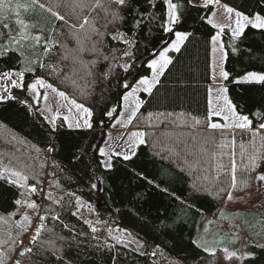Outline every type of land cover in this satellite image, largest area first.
Listing matches in <instances>:
<instances>
[{"label": "trees", "instance_id": "16d2710c", "mask_svg": "<svg viewBox=\"0 0 264 264\" xmlns=\"http://www.w3.org/2000/svg\"><path fill=\"white\" fill-rule=\"evenodd\" d=\"M44 1L77 25L89 14L88 9L74 8L73 0H40ZM17 2L25 4L28 0H13L12 6ZM174 2L182 4L184 0ZM220 2L245 14L264 16V0ZM152 4L155 6H151L149 0H135V11L122 13L124 19L107 28L103 13L98 18V30L109 34L97 44L101 52L110 57L123 56L128 46L110 38L117 30L124 32L126 39L134 44L132 56L115 61L117 65L128 61L131 67L127 72L113 67L111 75L105 79L103 73L108 71L110 62L100 58L89 75L87 65L98 59L91 47L101 41V37L91 35L80 51L69 25L39 8L28 12L21 8L20 17L35 25L33 35H42L44 39L51 37L57 42L47 55L43 52V40L40 46L29 44L24 48V55L29 60L38 59L45 67L29 65L17 53H11V59L9 56L0 58V74L23 71L25 85L32 78L40 77L93 112L92 128L68 129L60 119L57 130L53 131L37 111L27 90L15 87L11 91L12 96L26 103L17 99L0 101V165L6 160L10 164L13 161L16 167L37 174V187H40L36 194L28 197L37 204L42 201V206L50 210L48 213L42 210L48 215L44 221L48 231L42 233V237L54 240L55 247L61 249L63 260L60 264H170L171 260L182 264H237L236 257L229 260L217 251L212 256L193 243L198 216L214 214L222 205L246 207L264 189V181L256 179L257 174H264V130L258 128L264 120V84L239 81L251 72L264 74V30L249 27L235 40L228 28L221 34L227 53L223 62L224 71L228 73V79L224 80L227 98L237 114L249 117L252 126L251 130L211 129L210 122H221L220 118L209 115L211 37L219 31L205 19L211 15L212 4L206 8L201 5L180 9L182 20L174 26V32L190 33L189 39L180 52L169 53L172 64L160 77L152 94L139 93L141 107L129 126L143 130L144 143L137 147L130 160L112 156V167H103L99 149L105 142L106 131L120 116L123 95L141 77L150 75L149 62L174 39V32L163 30L166 19L163 0H152ZM139 12L147 15L143 24L137 27L134 17ZM8 15L7 21L0 17V46H7L8 42V29L3 28V23L10 24L13 34L19 28L15 14ZM152 15L155 20L149 23L148 17ZM107 19L110 21L111 17ZM84 35L81 33V37ZM64 44L67 49L60 47ZM64 55L68 59H62ZM52 65L56 66L57 72L51 71ZM124 83L130 87L125 89ZM113 108L116 111L111 117L107 116ZM50 148L53 150L49 151ZM251 156L257 157L258 166L254 171ZM233 159L236 164L235 188L231 186ZM45 182L46 189L41 192ZM97 182L100 192L93 187ZM20 192L0 180V217L16 210L14 201L24 199ZM49 193L59 203L47 199ZM99 196L103 205L95 210L93 204ZM85 207L91 209L88 214L84 212ZM78 208L79 212L74 216L72 213ZM27 211L32 220H37L36 212ZM52 215H58L60 219L53 220ZM19 218L18 212L13 219ZM110 219L115 220L119 230L137 238L142 247L137 250L110 238L106 229ZM85 220L100 229L96 233L99 241L92 238ZM9 232L17 244L26 237L14 224L0 223V237L7 240ZM7 245L11 247V241ZM28 247L44 255H17L12 260L18 258L21 264H58L47 244L37 242ZM18 248L20 245L14 251ZM156 249L162 255L160 260L151 256ZM14 251L8 255L12 256ZM251 251L247 261L264 264V246H252Z\"/></svg>", "mask_w": 264, "mask_h": 264}, {"label": "snow or ice", "instance_id": "6c2138e0", "mask_svg": "<svg viewBox=\"0 0 264 264\" xmlns=\"http://www.w3.org/2000/svg\"><path fill=\"white\" fill-rule=\"evenodd\" d=\"M220 0H204V4L202 7H208L210 4H218ZM135 0H73V7L74 8H80L81 11L84 9H88V15H85L82 19V22H80L78 25L75 23H71L64 15H62L59 11L53 10L52 7L47 6L46 4L40 2V0H28V3L21 4L16 3L15 7L12 6L13 0H0V17H2L5 21L10 19V16L8 14L14 13L17 17L15 20L16 25L19 26L18 31L13 34L12 29L10 27V24L5 22L3 23V28L8 29L7 37L8 42L7 46H0V58L9 56L11 59L10 54L11 53H17L20 57H23V60L27 62L29 65H38L39 67L43 68L45 65L40 60H29L24 55V48L31 44L33 47L40 46L41 41L43 40V52L45 55L52 52V49L57 46V42L52 39L51 37L48 39H44L42 35H33L32 29L35 27V25L29 24L25 22V20L20 19V9L23 8L25 12L28 11H35L36 8H39L41 10L47 11L51 14L52 17H54L57 21H62L64 24L69 25V27L73 30L72 35L75 37L77 44L80 46L78 50H83L84 42L91 39V35H96L101 37V41H98L97 43H93L91 47V52L95 55H97L98 59L93 60L89 62L87 65L89 69V75L92 74L91 69L96 66L98 63V60L102 58L105 62H110L108 64V71L103 73V76L105 79H107L112 72L113 67H120L123 69V71L127 72L129 68L131 67V64H122L117 65L115 64V61L117 59H124L126 57L132 56L131 48L134 47V44L131 40L126 39V34L121 31H114L110 34V38L113 41H117L118 43H123L127 45V49L124 51L122 57H116L115 55L109 56L107 54H104L100 51V49L97 47L98 43H102L103 37L106 35H109L107 32H100L98 28L96 27L98 18L101 13H103L105 18V24L104 27L107 28L109 24L115 25L116 21L123 20L124 17L122 13H128L132 14L135 11L134 8ZM149 4L151 6H155L152 4V0H149ZM163 4L165 5V12H166V19L163 26V30L165 32L173 33L174 32V26L181 22L182 20V12L180 9L182 7L186 8L188 6L191 7H199L201 5H198L195 3V0H184V3H178L174 2V0H163ZM97 9H99V12H97ZM225 11L228 14V24L227 28L230 30L231 38L233 40L239 39L241 36L244 35L245 30L249 27L256 30H264V16H262L259 13H255L252 15L245 14L239 10H236L232 7L225 6ZM95 13V15H92ZM147 15L146 12H139L136 13L134 20L137 27H140L143 22L144 18ZM215 15V13H213ZM111 17V20L109 21L107 18ZM206 19V22L212 25L214 28H218L219 31L216 35H213L211 37L212 44L219 45L220 51L224 53V56L226 58L227 53L224 52V44L221 40V34L225 31L224 25H218L213 23L211 19ZM155 20V16H149L148 21L151 23V21ZM42 31V30H40ZM81 33H84L85 35L81 37ZM175 39L174 41L165 48L163 51L159 53L158 59H153L149 62L148 68L152 70L150 77H141L137 82L136 85L131 87V91L126 92L122 99L125 102H128L131 97H134L135 94L138 91H143L147 93L148 95L152 94L153 89L156 87V85L160 82V77L164 75L165 70L167 67L172 64V59L168 56L169 52H180L181 46L184 44L185 41L189 39L190 33L182 32V31H175L174 32ZM60 47L67 49V45H60ZM216 50L215 47L213 49ZM62 59H68L67 55H64ZM75 59V57H74ZM80 63L83 64L84 62L80 60ZM51 71L53 73L57 72V68L55 65L50 66ZM28 70H34V69H28ZM14 73L12 71H6L3 73V76L11 83V86L13 88L20 87L22 90H28L31 91L34 94V99L39 100L41 98V93L39 91L40 88L43 89H51L52 92H55L58 94V96L64 100H67L68 97L66 96V93L64 91H59L56 87H54L52 84L47 83L42 78H36L34 83H31L29 85L24 84V72L21 71L18 74V79H13ZM221 76L226 80L228 79V73L225 71H221ZM243 82H256L260 84H264V74H257V73H248L243 77ZM125 89H128L130 86L127 83H124L122 85ZM5 91L7 92V88H5ZM224 91L226 92L227 89L225 88ZM17 99L20 103H26L24 100H20L19 97H15L12 95H6V96H0V101L5 100H13ZM43 99L47 101L48 96L47 92L43 94ZM69 103L72 105L73 108L76 109L77 115L73 117L72 120H69V117H64L65 122H67V126L69 128L75 127L77 129L81 127L86 128H92V117L93 112L88 107L84 106L81 103H77L76 100H70ZM141 100L139 98H136L135 100V107L131 110L130 116L128 117V122L131 123L132 119H134L137 115V111L141 107ZM211 106V101H210ZM50 110V109H49ZM225 110L227 111V114L223 116V119L225 121L231 120V124H226L224 126L227 127H235L241 130H251L252 121L249 119L247 115H238L237 111L235 109V106L232 104L230 100H228L227 96L224 97V107L220 108L219 110L212 111L210 115H216L220 116L223 113H225ZM71 112V109H69ZM116 109L113 108L110 111L106 113L107 116L111 117L113 115V112H115ZM59 113L52 116L51 118L45 117L48 119L49 123L52 125V130L56 131V119L58 118ZM82 120V123H81ZM199 123V121H197ZM222 125L218 123H211L210 128L211 129H218L221 128ZM259 129H264V122L260 123L258 126ZM145 133L143 132H134L132 133L133 137L139 138V143L143 144V136ZM53 149H49V151H52ZM99 153L101 156H106L104 149H99ZM119 155V154H116ZM132 155H135L133 152L131 155H124L123 160L127 161L132 158ZM257 157L251 156L250 162L252 165V170L254 171L255 168L258 166L256 163ZM103 166L105 168L110 169L112 167L111 163V157H108L107 162L101 161ZM236 164L235 160L232 161V170H231V186L232 188L236 187L237 179H236ZM259 181H264V174H261L256 177ZM0 180L6 181L9 185H13L16 188L20 189V196L25 197L24 199H16L14 201L16 205V210L12 213H9L5 217H0V223L2 224H8L11 226L12 224L15 225L16 228L20 230V233L27 232L30 228H32V218L29 216L27 210H33L36 212V215L39 218V225L35 228L34 235L31 236V239L29 243L31 245H36L37 242H40L41 245L47 244L49 248L51 249V255L56 256L58 264L63 260V257L60 255L61 249L55 247V242L52 239L43 238L42 233L48 231L46 229V226L44 224V221L48 219V215H41L39 211H36L38 209V205L35 201H32L28 199L27 197L36 194L38 192V187L36 184L30 185L28 183L29 176L22 171L15 170L8 167H3L0 165ZM39 183V182H38ZM93 187H96V185H93ZM167 191V189H165ZM228 198L231 199V193L228 194ZM47 199L53 200L54 203H59V201L55 200L52 197V194L49 193L47 196ZM77 203H79V200H77ZM21 209H24V211H21ZM46 213H48L50 210L45 209ZM20 213L19 220H14L13 218L17 215V213ZM79 212V208L76 212H73L72 214L75 216ZM53 220H59L60 217L58 215H52ZM86 224L89 225V228L91 230V233L93 234L92 238L94 240L99 241L100 237L96 235L100 231L97 227L92 225L91 221H84ZM67 227V225H65ZM207 231V229H205ZM109 237L112 239H115V237H112V229H108ZM62 239V238H61ZM11 241V247L8 248V251L5 252L2 250L5 245H7ZM120 242V241H118ZM193 243H196L193 241ZM24 241L20 240L17 244V241L12 237L11 232L8 233L7 240L0 237V264H6V260H10L11 264H21L20 259H14L8 255L9 252L14 251L15 247L18 245H23ZM105 245H107V241H105ZM126 246V245H125ZM142 247V245H140ZM201 245H197V247H200ZM205 252H207L209 255L214 256L215 251L211 250L207 247H204L203 249ZM226 252V259L231 260L234 257H237V254L235 252L228 253L227 249L224 250ZM44 254L41 252L34 251L33 247H24L19 252V257H31V256H37L42 257ZM251 256V254H249ZM238 258V257H237ZM248 258V257H245Z\"/></svg>", "mask_w": 264, "mask_h": 264}, {"label": "rangeland", "instance_id": "374dc122", "mask_svg": "<svg viewBox=\"0 0 264 264\" xmlns=\"http://www.w3.org/2000/svg\"><path fill=\"white\" fill-rule=\"evenodd\" d=\"M44 4H47V3L44 1ZM198 5H201V4H198ZM221 5H223V7L226 6L225 4H221ZM47 6L49 5L47 4ZM212 6H213V10L211 12V18L210 17L209 18L215 24H218V25L223 24L224 26H227L228 14L226 13V11H223L222 7L216 6V4H212ZM13 7H15V5ZM213 13H215V15H213ZM20 19L22 18L20 17ZM174 39H175V36H174ZM174 39L166 47H164L161 51H163L165 48L170 46V44L174 41ZM213 47H215L216 50L213 51V63L211 66V84L209 87L210 88L209 92L211 95V106H210V109L212 108L211 112L212 110L215 111V110H219L220 108L224 107V97L227 96L226 92L224 91L225 89L224 80L225 79L221 76V71L222 70L224 71V68H223V64H221V61L219 64L221 51H220L219 45H215V46L213 45ZM159 53L153 59H158ZM169 53H168V56H169ZM125 63L128 64V61H125L123 64ZM12 72L14 73L12 78L18 79L19 72L15 70H12ZM257 74H261V73H257ZM150 76H151V73L147 77H150ZM36 78H40V77L32 78L29 81L28 85L31 83H34ZM239 81H243V77L240 78ZM135 85L136 83L134 84V86ZM5 88H7V92L5 91ZM12 89L13 87L11 86V83L3 76V73H1L0 74V96H6L9 94L11 95ZM39 91L41 93V98L39 100L34 99V94L31 91L27 90V93L31 96L33 103L36 106L37 111L42 115V117L45 119L47 124L52 128V125L49 123L48 119H46L45 117L51 118L52 116L59 113V116L56 119V127H57L58 121L61 119L64 122V125L68 129H77L75 127L69 128L67 126V122H65L64 120V117L66 116L69 117V120H72L73 117L77 115L76 109L73 108L72 105L69 103V101L73 100V98H71L69 95L66 94L68 99L64 100L60 98L57 93L52 92L51 89L40 88ZM45 92H47V96H48L47 101L43 99V94ZM140 92H143V91H138L134 97L130 98L128 102H133L136 100V98H139ZM76 102L80 103L78 101ZM209 102H210V99H209ZM125 104L126 102L124 101V105ZM69 109H71V112L69 111ZM225 114H227L226 110H225V113H223L220 116L223 117ZM221 122H222V119H221ZM221 122H210V124L211 123H221ZM226 122L227 124H231L232 121L228 120ZM81 123H82V120H81ZM122 123H123V120H121L120 122L119 120H116L111 125L112 127L106 131V139L101 148L104 149L107 155L102 156L101 161L107 162L108 157H112L116 154H119L117 156L131 155L133 152L135 153L137 147L141 144L139 143V138L133 137L132 133L143 132V130L135 129L137 131H131V132L123 131L124 133L122 132V134L120 135L119 128ZM126 127L127 125L123 127L126 131L134 130V129L129 128V125L127 128ZM79 129H88V128L81 127ZM221 129L234 131L235 129H238V128L224 127ZM123 146H126L125 147L126 151L124 152L121 151V147ZM130 148H132V151L129 152ZM3 159L6 160L5 158L2 157V160ZM11 162L12 164H10L6 160V162L1 165L3 167H8V168L22 171L23 173L29 176L28 183L30 185L32 184L37 185V174L31 173V171L27 168H23V167L18 168L13 164V161ZM258 175L260 174H257V176ZM45 185H46V182L44 183L43 188L41 189V192H43L44 188L46 189ZM27 198L29 199V197ZM37 205H38L37 211H39L41 215H45L46 213L42 211L43 209H45V205L44 207L42 206V201L40 203L38 202ZM94 206H95V203L93 204V207ZM90 210L91 209H88L86 207L84 208V212L86 214H88ZM32 211L33 210H31V213ZM36 217H37V220L35 219L32 220L33 222L32 228H30L27 232H25L26 237L23 240L24 244L20 245V248L14 251L13 255L10 256L11 258L19 255V252L24 247H28V245L30 244L29 241L31 239V236L34 235L35 228L37 227L35 224L40 223L37 215ZM109 228L112 229V233H111L112 237H115V239L117 241H120V243H123L124 245H127L137 250L141 248L140 241L137 238L132 237L126 231L122 229L119 230L117 228V224L114 219L108 220L107 226H106L107 233H108ZM205 229H207V231H205ZM194 241L196 242L197 245L198 244L201 245L200 247H202L203 249L204 247H207L211 250H214L215 252L216 251L220 252L225 257H226V252L224 251L225 249H227L228 253L235 252L238 257V258L236 257L237 264H251L250 262L247 261V259L250 257L249 254L252 255L251 247L252 246H264V189H261L260 192H258V197L246 207L229 208L225 205H222L220 209L214 214L201 213L197 219L196 234L194 237ZM8 248L9 246L7 245L5 249H2V250L7 252ZM151 256L155 260L162 259V255L158 249H156L155 253H152ZM245 257H248V258H245ZM6 261L10 262V260H6ZM169 263L170 264H182L175 260H171L169 261Z\"/></svg>", "mask_w": 264, "mask_h": 264}, {"label": "crops", "instance_id": "0c3cea01", "mask_svg": "<svg viewBox=\"0 0 264 264\" xmlns=\"http://www.w3.org/2000/svg\"><path fill=\"white\" fill-rule=\"evenodd\" d=\"M195 3L196 4H201V5H203L204 4V0H195ZM215 4V3H214ZM221 4H224V3H222V2H219L218 4H216V6H219V7H222V10L223 11H225V7H223V5H221ZM210 18H211V15H210ZM209 18V19H210ZM214 23V22H213ZM221 25H223V24H221ZM225 27H227V26H225ZM217 34V33H216ZM215 34V35H216ZM214 49V47H213V44H212V42H211V66H212V63H213V50ZM220 52V51H219ZM225 52V51H224ZM224 53H222L221 52V56H220V59H219V64H220V61H221V64H223V62H224ZM209 84H211V82L209 83ZM209 87H210V85H209ZM209 90H210V88H209ZM140 99V98H139ZM209 99H210V101H211V95H210V92H209ZM141 100V99H140ZM135 107V101H133V102H126V104L124 105V101H122V110H121V113H120V116L117 118V120H119V122L121 121V120H123V123L120 125V128H119V130H120V132H119V134L121 135L122 134V132L123 131H125V132H131V131H137V130H128V131H126L123 127H125L126 125H127V127H128V125L130 126V123L128 122V117L130 116V113H131V110L133 109ZM212 109V108H211ZM211 109H210V102H209V114L211 113ZM213 111V110H212ZM210 116H216V115H210ZM217 117H220L221 119H222V122L221 123H218V124H220V125H222V127L221 128H224V127H226V128H235V127H227V126H224V125H226L227 124V122L223 119V117L222 116H217ZM126 127V128H127ZM130 128V127H129ZM123 129V130H122ZM124 133V132H123ZM125 147L126 146H123V147H121V151L122 152H124V151H126L125 150ZM130 151H132V148H130L129 149V152ZM114 156H117V155H114ZM123 156L124 155H120V157H122L123 158Z\"/></svg>", "mask_w": 264, "mask_h": 264}, {"label": "water", "instance_id": "95a60500", "mask_svg": "<svg viewBox=\"0 0 264 264\" xmlns=\"http://www.w3.org/2000/svg\"><path fill=\"white\" fill-rule=\"evenodd\" d=\"M95 189H96V191H98V192L101 191V187H100V183H99V182H97V185H96ZM94 203H95L94 209H95V210H98L99 208L102 207V205H103V200H102V198L99 196V197H96V198H95Z\"/></svg>", "mask_w": 264, "mask_h": 264}, {"label": "built area", "instance_id": "2783aa9c", "mask_svg": "<svg viewBox=\"0 0 264 264\" xmlns=\"http://www.w3.org/2000/svg\"><path fill=\"white\" fill-rule=\"evenodd\" d=\"M35 225H36V226H38L39 224H38V223H36Z\"/></svg>", "mask_w": 264, "mask_h": 264}, {"label": "bare ground", "instance_id": "6f19581e", "mask_svg": "<svg viewBox=\"0 0 264 264\" xmlns=\"http://www.w3.org/2000/svg\"><path fill=\"white\" fill-rule=\"evenodd\" d=\"M156 57V56H155Z\"/></svg>", "mask_w": 264, "mask_h": 264}]
</instances>
